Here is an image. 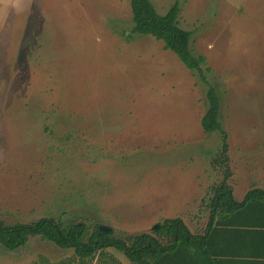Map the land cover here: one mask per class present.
Instances as JSON below:
<instances>
[{
  "label": "rangeland",
  "instance_id": "374dc122",
  "mask_svg": "<svg viewBox=\"0 0 264 264\" xmlns=\"http://www.w3.org/2000/svg\"><path fill=\"white\" fill-rule=\"evenodd\" d=\"M176 1L221 98L226 162L221 132L201 124L208 86L163 41L131 34V0H0V221L125 238L181 217L198 232L222 181L238 200L264 187V0H152L161 14ZM22 247L0 264H83L44 236Z\"/></svg>",
  "mask_w": 264,
  "mask_h": 264
},
{
  "label": "trees",
  "instance_id": "16d2710c",
  "mask_svg": "<svg viewBox=\"0 0 264 264\" xmlns=\"http://www.w3.org/2000/svg\"><path fill=\"white\" fill-rule=\"evenodd\" d=\"M131 8L134 21L131 34L151 35L163 41L165 50L176 53L184 65L192 72H198L208 86L209 104L201 124L206 134L221 132L223 146L217 163H225L229 145L228 133L220 120L221 98L203 72L205 56H196L190 50L192 31L180 26V3L176 1L165 14L156 9L152 0H131ZM259 198L264 200V190L257 188L249 191L244 201L238 202L232 186L226 180L222 181L210 203V220L202 233H193L181 217L164 220L157 228L153 227L152 233H135L125 238L116 236L112 230H101L100 225L89 233L83 221H65L54 217H42L31 223L0 221V251H18L22 246H28L32 237L44 236L59 247L72 248L83 264H89L97 254L107 256L108 264H123L124 259L131 264L176 263L185 260L184 251H204L210 247L211 229L218 212L233 214ZM107 248L117 251H104Z\"/></svg>",
  "mask_w": 264,
  "mask_h": 264
},
{
  "label": "crops",
  "instance_id": "0c3cea01",
  "mask_svg": "<svg viewBox=\"0 0 264 264\" xmlns=\"http://www.w3.org/2000/svg\"><path fill=\"white\" fill-rule=\"evenodd\" d=\"M232 188L238 202L244 201L253 189L264 190V187L255 186L239 195L241 200H238L236 185L232 184ZM210 215L211 212L201 231L196 232L186 224L193 233L205 232ZM183 255L185 260L171 264H264V200H254L233 214L218 212L211 229L210 247L204 251H184ZM126 261L123 260V264ZM38 262L31 264H48L41 258Z\"/></svg>",
  "mask_w": 264,
  "mask_h": 264
},
{
  "label": "water",
  "instance_id": "95a60500",
  "mask_svg": "<svg viewBox=\"0 0 264 264\" xmlns=\"http://www.w3.org/2000/svg\"><path fill=\"white\" fill-rule=\"evenodd\" d=\"M159 224L156 225V227H158ZM101 230H111L109 227L105 226V225H101L100 226Z\"/></svg>",
  "mask_w": 264,
  "mask_h": 264
}]
</instances>
